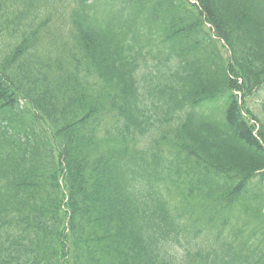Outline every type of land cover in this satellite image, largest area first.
<instances>
[{
    "label": "trees",
    "instance_id": "obj_1",
    "mask_svg": "<svg viewBox=\"0 0 264 264\" xmlns=\"http://www.w3.org/2000/svg\"><path fill=\"white\" fill-rule=\"evenodd\" d=\"M0 264H264V0H0Z\"/></svg>",
    "mask_w": 264,
    "mask_h": 264
}]
</instances>
